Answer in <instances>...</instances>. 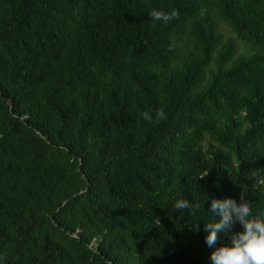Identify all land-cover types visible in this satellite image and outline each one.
<instances>
[{"label": "trees", "instance_id": "1", "mask_svg": "<svg viewBox=\"0 0 264 264\" xmlns=\"http://www.w3.org/2000/svg\"><path fill=\"white\" fill-rule=\"evenodd\" d=\"M0 264H264V0H0Z\"/></svg>", "mask_w": 264, "mask_h": 264}, {"label": "rangeland", "instance_id": "2", "mask_svg": "<svg viewBox=\"0 0 264 264\" xmlns=\"http://www.w3.org/2000/svg\"><path fill=\"white\" fill-rule=\"evenodd\" d=\"M228 34H232L233 36L235 34H233V32L229 31ZM247 52H251L250 48L248 47V45H246V43L240 41L239 42V53L242 54V53H247Z\"/></svg>", "mask_w": 264, "mask_h": 264}, {"label": "water", "instance_id": "3", "mask_svg": "<svg viewBox=\"0 0 264 264\" xmlns=\"http://www.w3.org/2000/svg\"><path fill=\"white\" fill-rule=\"evenodd\" d=\"M10 104H11V109H13V102L11 101V99H10ZM67 202H68V201H66V202L64 203V205H66Z\"/></svg>", "mask_w": 264, "mask_h": 264}]
</instances>
